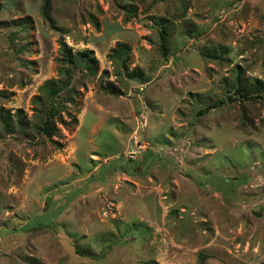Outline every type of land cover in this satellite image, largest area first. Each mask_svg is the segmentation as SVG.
<instances>
[{"label": "rangeland", "instance_id": "1", "mask_svg": "<svg viewBox=\"0 0 264 264\" xmlns=\"http://www.w3.org/2000/svg\"><path fill=\"white\" fill-rule=\"evenodd\" d=\"M45 1L0 0V264H264V0Z\"/></svg>", "mask_w": 264, "mask_h": 264}, {"label": "trees", "instance_id": "2", "mask_svg": "<svg viewBox=\"0 0 264 264\" xmlns=\"http://www.w3.org/2000/svg\"><path fill=\"white\" fill-rule=\"evenodd\" d=\"M49 6V1H45V7H43V12L47 13V8ZM136 11V8L133 7L131 10H129L130 13ZM165 33L168 31L166 30L167 27L164 25L162 26ZM164 40L162 41V48L164 49V53H166V43L165 40L167 38V35H163ZM62 47H61V58L60 63L62 64L59 66V77L50 78L47 80L41 87L40 90L42 91V95L38 97L37 101H40L41 96H45L47 99H49V105L45 107L43 110V115L45 117L42 119V122L39 124L38 130L47 135L48 137H52L53 135H56L58 133V122L63 123V112L60 110V106L63 107L60 102H55V100L63 94V92L70 91L72 92V89L70 87V79H71V69L69 70L68 67H65L66 65H72V67H76L84 65L86 69L88 70L89 74L95 73V69L98 64V60L95 57L94 51L92 49H84L80 52H77L73 54L71 51L67 50L66 45L63 41H61ZM121 50L116 51L118 56H121L123 54H126L128 50L124 51L125 49H128L125 44H121ZM236 81L235 83V90L236 94H239L240 97H246L249 99H253L252 97L257 96L260 98H264V82L258 81L256 84V87L254 88L256 91H260L262 94L253 95L252 92L249 90L248 86L243 81V75L239 72L236 75ZM3 119L8 126L9 124V116L4 117Z\"/></svg>", "mask_w": 264, "mask_h": 264}]
</instances>
